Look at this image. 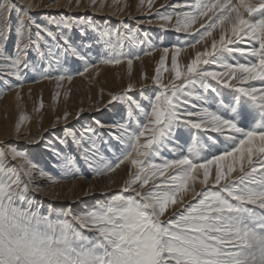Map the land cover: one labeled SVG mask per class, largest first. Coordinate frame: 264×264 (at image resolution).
I'll list each match as a JSON object with an SVG mask.
<instances>
[{"label":"snow or ice","instance_id":"obj_1","mask_svg":"<svg viewBox=\"0 0 264 264\" xmlns=\"http://www.w3.org/2000/svg\"><path fill=\"white\" fill-rule=\"evenodd\" d=\"M147 2L150 10L154 0ZM54 4L56 0L48 5L0 0V76L17 82L6 83L8 90L23 86L26 70L45 71L44 79L71 81L73 76L62 72L61 54L83 62V71L76 70L81 76L125 59L131 69L133 57L124 51L125 42H145L136 32L126 26L124 33L100 28L87 17L64 14H49L38 22L34 10ZM94 5L90 0L89 6ZM75 6L79 8L81 0ZM71 7L68 0L64 8ZM171 7L187 10L157 11L156 17L170 23L175 16V31L195 39L175 47L170 69L165 66L169 48L163 49L153 77L157 88L150 97L129 94L132 83L110 94L108 103L123 102L128 113L125 122L107 125L110 138L124 146L115 161L100 153L96 128L90 126L79 135L65 126L57 138L65 148L74 145L75 156H62L59 148L48 145V151L63 160L59 176L35 165L26 151L0 144V264H264V0H186ZM72 28H78L82 38L91 31L103 49L96 52L98 63L84 45L65 34ZM216 29L219 39L213 38L210 48L197 51L181 66V51L195 48ZM33 51L36 59L30 60ZM229 54H239L245 62ZM45 59L61 74L53 77L40 69ZM161 70L173 73L167 83ZM143 78L148 79L146 74ZM250 81L260 82V87ZM94 123L105 127L99 120ZM184 135L191 141L187 154L154 162ZM201 152L208 155L202 157ZM77 156L94 178L110 177L125 161L137 171H130L105 203L78 214L71 209L54 214L49 208L47 215L33 210L32 196L43 190L37 178L52 184L79 178ZM196 183L203 186L200 191ZM189 194L194 202L185 203ZM178 204L179 210L169 213Z\"/></svg>","mask_w":264,"mask_h":264},{"label":"rangeland","instance_id":"obj_2","mask_svg":"<svg viewBox=\"0 0 264 264\" xmlns=\"http://www.w3.org/2000/svg\"><path fill=\"white\" fill-rule=\"evenodd\" d=\"M112 1V4L116 3L117 6H125V5H131L134 4L133 9L135 8L136 3V15L129 18V16L124 19L123 24H121V21L118 20L116 17L115 11H108V10H102L99 9H92V6H89L90 3L85 4V8L82 10H76V11H70L75 8L76 0H72V7L70 9H67V11L64 8V5L68 3V0H56V4H54L51 8L43 7L42 9L35 10L34 16L37 19L38 22L45 21L49 14H53V16H56L58 14H64L69 15L70 12L72 17H87L89 20L93 22L94 25H99L100 28H108L112 30L119 29L121 33L125 32V26L129 29H132L136 34L145 42L141 44H129L125 42L124 51L129 54L130 57H133V63L131 69L128 68L127 60L125 59L124 63L120 65H101L98 68L94 70H89V72L85 73V75L81 76L76 73L75 70L79 69V71H83V62L79 61L78 58H74L71 55H68V57L61 54L60 56V62L63 65L62 72L71 74L73 76V79L71 81H68L67 79L64 81H58L57 79H46L44 80L43 76L46 74L45 71L42 70H26L25 79L23 83H31L29 88L38 87L41 89V92L34 94L35 92L32 89L27 90H19L17 87H12L11 90H8L5 84H12L15 85L17 82L15 81V78L6 79L3 76H0V102L3 100V97L5 96L4 92H7V94L11 95L13 94L15 99L18 100L15 104V108L13 111V114L16 113L15 117L17 118L16 121H14L13 129L16 124L22 123L26 117H31V120L35 124V138L38 136V134L41 132V121L40 117L36 118V113L43 112L48 110L51 113H54L57 108H64L65 104L64 101L68 100L69 98H78L79 95H81V92H85L86 88L94 87L97 92H101L102 95L104 92L108 94H114V88L117 84L120 85V88H123V90L117 91L115 94H119L127 89V86L129 83H132L134 85L132 93H129L131 95H134L137 99H146L152 95V92L157 86L153 83V77L157 74V69L160 67V61L161 58L164 56V52H158L157 50L160 48H169V52L167 54V60L165 66L167 68H171L172 63V57L175 52V47L192 42L195 37L192 35H189L187 33H178L175 31V23H176V17L173 16V20L170 23H166L164 21L159 20L156 17L157 11H160L162 13L164 12H173V11H182L187 10L184 7L173 9L171 6L180 4L185 5L186 0H154L153 5L151 9L149 10L148 2L147 0H110ZM110 1L107 5H109ZM135 2V3H134ZM235 2V0H233ZM51 3V0H46L44 5H48ZM141 3H143V7H140ZM164 7H161V6ZM101 6V5H100ZM98 8V7H97ZM116 14V15H115ZM115 15V16H114ZM120 16V15H118ZM122 19V18H121ZM206 19V18H205ZM151 21V23H148L147 21ZM139 21H145V23H139ZM200 21L197 22V24L194 26L193 31L195 28L199 27ZM161 25H164L162 28ZM56 30V29H54ZM100 29L97 30V34ZM70 30H66L65 34L69 38L70 37ZM201 31H203L201 29ZM145 33H147V36L145 37ZM78 34V33H77ZM89 36H85L82 38L81 42L78 41L75 37L71 40L74 44L77 41V44L83 45L85 41H87L89 38H93V34L89 30ZM220 30L216 29L213 32V36L207 38L204 42L201 44L196 45V47H199L198 51H204L206 47L210 48L211 40L213 38L219 39ZM92 35V36H91ZM247 39V38H246ZM95 44L92 45L90 49L84 48L85 51H88L92 62H97L99 60V57L96 55L97 50L103 51V49L100 47V44L97 43L94 40ZM244 47H248V44L243 45ZM190 47L184 48L189 50ZM147 53V54H146ZM182 53V52H181ZM180 53L179 56V62L181 66L185 65L187 62L190 61L191 58H189L188 55H183ZM232 58L239 60V62H245V59L241 57L239 54H229ZM135 56H139V59H135ZM31 57V60L36 59L35 52H31L29 58ZM66 60H65V59ZM248 59L254 60L255 58L249 57ZM47 60H43L40 62L39 68L40 69H46L47 73H50L53 77H55L58 74H61L60 72H56L53 69L56 67L55 64L51 68H49L48 63H45ZM48 62V61H47ZM80 67V68H79ZM110 72L114 73L113 80L111 82L112 87H108L107 89L101 82L106 81V78L104 77L105 74H109ZM144 74L147 75L148 79H144ZM161 77L165 83H167L170 78L172 77L173 73L168 71L161 70ZM151 80L149 85L140 87V83L142 81ZM73 83H76L72 85ZM233 83H236L233 81ZM249 83L255 84L257 87H260V82L258 81H250ZM81 87V88H80ZM6 89L5 91H3ZM58 89V90H57ZM45 90H49L51 92L52 98L46 99L43 98V94L46 92ZM44 91V92H43ZM224 93L230 92V89H223ZM35 95H38L37 97ZM66 99V100H65ZM100 97H97L94 101L84 103L82 105H77L75 109L77 110L79 114L73 118H70L71 121H68L69 123L60 126H54L49 127L46 131H43L40 138L36 140L34 143H26L25 141H20L19 139H11L8 142L10 144H15L14 146L18 149L24 150L27 152L29 158L32 161L39 160L40 157H34V156H40L42 152L45 150L43 149V146L45 145L47 139L54 137L59 138V136H62L63 129L65 126H67L69 129L75 131L79 135V126L77 125H83V120H90V127H92V123L95 125L93 121V117L97 116L100 117L102 120L101 122L105 121H111L112 123H118V122H125L128 118L127 113V105L123 102L117 101L113 102L112 104H108L104 109H100V111L91 113V112H81V109H86L85 106L88 107L90 105L91 107L93 104L99 105L101 104L102 100H100ZM6 99H4L5 101ZM6 102H3L1 105H6ZM41 104L43 107H41ZM87 104V105H86ZM113 106L114 108L108 113V108ZM8 107L5 106V111L3 112V118L9 116L8 112H10ZM74 111V110H73ZM71 113H74V112ZM12 114V115H13ZM68 118L71 117L70 113L68 112ZM112 114V115H110ZM65 113L62 114L60 117H54L55 123H57V118L61 119L63 118ZM54 116V115H53ZM78 117V118H77ZM24 118V119H22ZM67 118V119H68ZM64 119V118H63ZM142 119V117H141ZM116 120V121H115ZM82 121V122H80ZM100 121V120H99ZM106 123V122H105ZM94 128V127H93ZM97 135L95 137L96 145L99 148L100 153H102L109 161H115V158L121 154V151L123 149V145L118 144L117 141L110 138L109 136V128H97ZM60 134V135H59ZM215 135V134H213ZM15 136V135H14ZM16 138V137H12ZM7 141V140H5ZM1 144V143H0ZM47 144V143H46ZM191 141L190 138L187 135L182 136L179 141L176 144L170 145L169 149L162 150L160 155L154 159L155 163H161L164 159H174L181 155L187 154V149L190 146ZM58 145V143H57ZM24 146L29 147L28 149H25ZM63 150L62 156L66 154H70L75 156L76 153L73 151L74 145H69L67 148L64 146H60ZM207 152H201V156L205 157L207 156ZM138 159H144V157H135ZM48 159V158H47ZM59 160L55 161L54 163H51L48 160L46 162L48 163V167L50 170V173L59 176L63 172V160L59 157ZM19 163V162H17ZM51 164V165H50ZM76 164L80 171V177L73 180L69 179L67 181H77L82 179L83 177L85 179L84 182L88 185L89 188H92V191H87L85 188L84 193H82V189L78 190L74 197L75 199L71 200V197H69L68 200L63 199H54L48 196L45 191H37L32 196L33 202L35 205V208L33 210H39L41 214L47 215L48 209L51 208L54 214H57L65 209H71L74 213H80L86 208L92 207L94 205L103 204L105 203L111 196L113 192H118L119 189L123 186V183L125 180H122L119 186L118 184H112L110 177H95L93 176L92 170L87 167V164L83 161L81 157H76ZM132 166V165H131ZM137 171V169L134 168V173ZM82 173V175H81ZM238 173H234L233 175H237ZM116 185V186H114ZM200 185L199 187H201ZM48 186L43 185V188L47 189ZM148 187H151V182ZM118 188V189H117ZM79 189V188H78ZM94 192V193H92ZM89 193V195H84L83 197H79L82 194ZM106 193V194H105ZM60 195H55L53 197H59ZM198 199V198H197ZM194 202V200H190ZM179 210V208H176ZM90 235V234H89Z\"/></svg>","mask_w":264,"mask_h":264},{"label":"bare ground","instance_id":"obj_3","mask_svg":"<svg viewBox=\"0 0 264 264\" xmlns=\"http://www.w3.org/2000/svg\"><path fill=\"white\" fill-rule=\"evenodd\" d=\"M45 1L46 0H31V2H33V3H36V4H41L42 3V5L45 4ZM109 1L110 0H95V5L92 6V9L99 10V9L102 8V10H104V11L105 10L115 11V13L117 14V15L116 14L115 15L118 18V20L121 21V24L125 23L124 19H126L127 16H129V18H130V17L136 15V11H135L136 10V3L135 2H134L135 3V8L133 9V7H134L133 3L131 5H127L126 7L125 6L119 7V6L116 5V3L112 4V1H110L109 5H107ZM24 2H27V0H24ZM88 3H90V0H81V6L79 8H77L75 6L76 9H73V10H70V11L73 12V11H76V10H78V11L81 10V9L83 10L85 8V4H88ZM42 8H43V6L40 7L39 9H42ZM39 9H35V10H39ZM72 12H70L69 16H71ZM51 15H53V14H51ZM118 15H120V16H118ZM69 33H70L69 35L71 37L70 40H72L75 37L76 39H78V41L81 42L82 37L80 35V31H79L78 28L70 29ZM89 35L90 34H88V36ZM75 44H77V41L75 42ZM89 44H91V45L95 44L93 38H89L87 41H85L83 43V45L85 47L87 45H89ZM77 45H79V44H77ZM198 49H199V47L189 48V50L185 49V50L181 51L182 52L181 54L188 55L189 58H191V57H193L195 55V53L198 51ZM157 51L161 52V51H163V48H160ZM67 57H68V55H67ZM29 59L31 60V57ZM45 63H48V62L46 61ZM101 65H99V66H101ZM94 69H96V68H93V69H90V70H94ZM71 74H73V70H72V73H70L69 75H71ZM104 77L106 78V81L101 82V84H103L106 89L108 87H112L111 82L113 80L114 73L110 72L109 74H105ZM42 81H46V79H44ZM150 82H151V80L142 81L139 85H140V87L146 86V85H149ZM74 84H76V83H73L72 85H74ZM30 85L32 86L33 84H31V83H23V86L19 87V90L32 89L35 92L34 94H37V93L41 92V89L38 88V87L29 88ZM5 90L6 89H4L3 91H5ZM113 90L116 93L117 91L123 90V88H120V85L117 84ZM45 91L46 92L43 94V98H46V99L52 98L51 92L49 90H45ZM4 93H5V96L3 97V100L0 102V143L4 144V145L10 144L8 141L11 140V139H19L20 141H23V142L25 141L28 144L29 143H34L36 140H38V138H40L42 132L46 131L49 127H54V126H59V127L61 126L62 127V125H65V124L69 123L68 121H71L70 118H73V117L77 116L79 114L78 112L76 113L77 110L75 109V107L77 105H82L84 103H88V102L94 101L97 97H100L101 98L100 100H102L101 104H99V105L93 104V106L91 107L90 106V105H92V103H91L90 105H88V107L85 106L86 109L83 110L85 112L87 111V112L94 113V112H97V109H104L109 104L108 101L111 98L110 94H108V96H106L107 95L106 92H104V94L102 95V93L101 92H97V90L94 87H91V88L87 87L86 91L83 92V93L81 92V95H79L78 98H69L68 100L65 99L66 101H64V104H65L64 108H57L54 113H51L48 110L43 111V112L41 111L39 113L37 112L35 116H36V118L40 117L39 119L42 122L40 128L41 127L42 128H41V132L35 138V135H36L35 134L36 133L35 132L36 131L35 130V124L32 122V121L35 120V118H34V120H31V117H26V119L22 123L19 124V126H20L19 133H17V131H16L18 124H16L14 129H13L14 121L17 120V118L15 117L16 113L13 114V111H14V108H15V104L17 103L18 100L15 99L13 94L9 95V94H7V92H4ZM35 96L37 97L38 95H35ZM4 99H6V100L4 101ZM3 102H6L7 104L6 105H1ZM5 106L8 107L7 109H9L10 112H8L9 116L3 118V112L5 111V109H4ZM113 108H114L113 106L108 108V113H110L109 110L111 111ZM72 111L74 113H71ZM83 111H81V112H83ZM68 112L71 114L70 115L71 117H69L67 120L61 118V119H59V122L55 123L54 117H60V116H62L63 113H68ZM110 115H112V114H110ZM96 120L104 121L100 117L94 116L93 117V121L95 122ZM80 122H82V121H80ZM105 122H102L105 125L104 128H108L107 125H111V121L110 122L109 121H105ZM90 125H91L90 124V120H83V125H77L80 128L79 129V133L83 130V127L90 126ZM92 127L96 128L97 126H96V124L94 125L92 123ZM62 136H59V137H62ZM12 137H16V138H12ZM5 140H7V141H5ZM47 141H49V142H46L47 144L45 143V145L43 146V149L45 151L42 152V154L40 156L39 155L38 156H34V157H40L38 162L37 161H32V162L35 165H37L38 167L43 168L45 171L50 173V170H49V167H48L49 166L48 165L49 162L47 163L46 160L49 159V161L51 163H54L55 161L59 160L58 159L59 157L54 156L52 154V152L48 151V145H52V146H54L56 148H59L60 151H61V154H62L63 150L61 149V147H59V144L57 145V138L51 137V138H49V140L47 139ZM11 145H15V144H11ZM60 146H62V145H60ZM24 148L28 149L29 147L24 146ZM254 159H255V157H254ZM17 162L20 163L21 161H17ZM130 171L134 173V168L131 166V163L129 161H125V163L122 164L120 166V168H118L116 170V172L111 174L110 179L111 180H115L116 181L115 184H118L117 186H119L121 184L120 182L122 180L129 179V172ZM51 175L55 176L53 174V172H52ZM81 175H82V173H81ZM81 178L82 179L77 180V181H71V180L70 181H61V183H58V184H52V183L48 182L46 178H37L36 183L39 184V185H42V186L43 185L48 186L47 189L43 188V191H45L46 194H48V196L51 197V198L68 200L69 197H71V200L72 199L74 200L75 199L74 194L78 190L82 189L83 190L82 193H84L85 188L87 189V191L89 189V187L86 184V182H84L85 179L83 177H81ZM114 186H116V185H114ZM199 186H200L199 183L195 184V190L196 191H200L202 189V187H203V186H201V187H199ZM144 190H147V188L144 189ZM92 193H94V192H92ZM56 194L60 195V196L56 197V198L53 197ZM87 194L89 195V193H86V194L80 195L79 197H83L84 195H87ZM192 199H193L192 194L186 195L184 197V202L187 203V202H189ZM176 208H180V205L178 204V205L174 206L173 208H170L169 209V213H171L173 211H176L177 210ZM169 213H166L164 218H167Z\"/></svg>","mask_w":264,"mask_h":264}]
</instances>
